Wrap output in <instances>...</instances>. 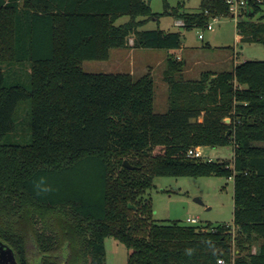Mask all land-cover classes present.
<instances>
[{
  "label": "trees",
  "instance_id": "trees-1",
  "mask_svg": "<svg viewBox=\"0 0 264 264\" xmlns=\"http://www.w3.org/2000/svg\"><path fill=\"white\" fill-rule=\"evenodd\" d=\"M248 1L236 22L239 41L264 45V15L253 19L264 0ZM150 2L0 0V237L23 258L34 249L46 254L43 264H106L112 236L127 248L126 264H264V60L185 79L184 61L168 54L164 112L155 111L151 74L81 67L130 38L132 47L179 49L180 31L142 28L161 16L186 30L229 16L226 0H201L196 12L162 0L161 13ZM23 64L28 83H7L6 73ZM21 100L30 103V140L6 141ZM229 145V160L186 155ZM89 165L99 176L95 194L65 182ZM209 175L233 179L232 225L153 219L142 197L155 177Z\"/></svg>",
  "mask_w": 264,
  "mask_h": 264
},
{
  "label": "rangeland",
  "instance_id": "rangeland-1",
  "mask_svg": "<svg viewBox=\"0 0 264 264\" xmlns=\"http://www.w3.org/2000/svg\"><path fill=\"white\" fill-rule=\"evenodd\" d=\"M201 0H168L171 7L182 3L181 12H196ZM153 12H163L162 0H151ZM263 11L253 18L256 20ZM128 16L117 20L123 23ZM211 29L197 28L186 30L180 26V20L173 15H164L159 22L147 21L142 28L159 27L166 31H180L182 45L179 49H155L132 47L133 39L123 48L110 50L106 60H86L81 67L84 71L94 73H132L135 78L151 74L155 82L154 108L157 112L167 109L168 85L164 81L166 57L172 53L184 61L180 76L185 79H197L203 71H229L236 63L246 60H264V45L259 42L246 43L237 39L236 20L230 16L216 15L209 21ZM202 34L203 38L198 35ZM28 64L16 66L6 73L7 83H28ZM179 76V75H178ZM16 130L10 133L6 141L27 143L30 140V103L21 100L15 109ZM202 159L229 160L233 156L232 146L200 148ZM66 178V181H65ZM63 179L71 187L80 186L95 194L99 176L97 168L89 165L85 171ZM154 186L147 190L143 199L152 205L153 219L160 222L178 220L182 224L187 218H197L200 226L206 224H233L234 186L233 179L224 176H157ZM39 225V224H38ZM37 225V226H38ZM193 225V224H192ZM196 225V224H194ZM31 240L33 237H31ZM106 264H126L128 250L124 244L112 236L105 238ZM34 251V249H32Z\"/></svg>",
  "mask_w": 264,
  "mask_h": 264
},
{
  "label": "flooded vegetation",
  "instance_id": "flooded-vegetation-1",
  "mask_svg": "<svg viewBox=\"0 0 264 264\" xmlns=\"http://www.w3.org/2000/svg\"><path fill=\"white\" fill-rule=\"evenodd\" d=\"M33 244L35 245L34 239ZM23 258L19 250L0 237V264H43L44 255L38 250L29 251Z\"/></svg>",
  "mask_w": 264,
  "mask_h": 264
},
{
  "label": "built area",
  "instance_id": "built-area-1",
  "mask_svg": "<svg viewBox=\"0 0 264 264\" xmlns=\"http://www.w3.org/2000/svg\"><path fill=\"white\" fill-rule=\"evenodd\" d=\"M254 1L257 3H261L263 0H254ZM226 3L228 5L229 16L233 17L236 20V22L243 15L244 11H246L248 9V6H249L248 0H226ZM181 24H182V22L180 21V25ZM206 28L211 29L212 28L211 23H209ZM198 37L202 39L203 35L199 34ZM200 148L201 147L190 148V149H188L186 155L188 157H202ZM186 222H188L189 224H198L199 223L197 218H187ZM217 262L219 264H226L225 260L222 258L218 259Z\"/></svg>",
  "mask_w": 264,
  "mask_h": 264
},
{
  "label": "clouds",
  "instance_id": "clouds-1",
  "mask_svg": "<svg viewBox=\"0 0 264 264\" xmlns=\"http://www.w3.org/2000/svg\"><path fill=\"white\" fill-rule=\"evenodd\" d=\"M41 183H43V181H41ZM35 187L37 188V189H39V185L37 184V185H35ZM52 189L50 188V187H45L42 191H44V192H49V191H51ZM38 194H39V192H38ZM191 250H189V252H190Z\"/></svg>",
  "mask_w": 264,
  "mask_h": 264
},
{
  "label": "water",
  "instance_id": "water-1",
  "mask_svg": "<svg viewBox=\"0 0 264 264\" xmlns=\"http://www.w3.org/2000/svg\"><path fill=\"white\" fill-rule=\"evenodd\" d=\"M226 121L228 122L229 120L227 119ZM123 164H124V166H126L128 168H133L134 167V166L130 165L127 160H124Z\"/></svg>",
  "mask_w": 264,
  "mask_h": 264
},
{
  "label": "crops",
  "instance_id": "crops-1",
  "mask_svg": "<svg viewBox=\"0 0 264 264\" xmlns=\"http://www.w3.org/2000/svg\"><path fill=\"white\" fill-rule=\"evenodd\" d=\"M263 11V10H262ZM165 30V29H164ZM237 39L239 40V36L237 35Z\"/></svg>",
  "mask_w": 264,
  "mask_h": 264
}]
</instances>
